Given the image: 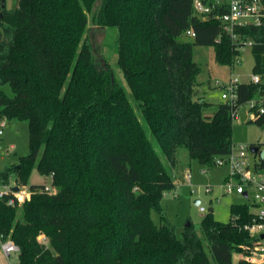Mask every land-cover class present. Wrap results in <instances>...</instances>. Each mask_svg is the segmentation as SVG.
<instances>
[{
    "label": "trees",
    "instance_id": "16d2710c",
    "mask_svg": "<svg viewBox=\"0 0 264 264\" xmlns=\"http://www.w3.org/2000/svg\"><path fill=\"white\" fill-rule=\"evenodd\" d=\"M4 2L0 84L13 94L0 89V120L28 123L29 152L0 178L43 187L29 184L36 169L53 175L57 188L20 206L0 200V240L18 246L19 264H214L211 257L234 264V253L256 243L241 228L254 216L253 203L232 204L227 222L210 210L203 237L191 222L178 237L162 198L176 188L180 148L209 167L234 147L232 107L222 100L207 112L212 104L197 95L202 68L194 47L213 46L215 59L232 65L238 47L253 41L252 71L262 81L238 84L244 105L264 96V26H239L233 40L220 19L227 1L208 19L195 12L194 0ZM91 21L118 27V65L130 93L100 52ZM247 122L264 126V113ZM254 165L262 168L264 160Z\"/></svg>",
    "mask_w": 264,
    "mask_h": 264
},
{
    "label": "rangeland",
    "instance_id": "374dc122",
    "mask_svg": "<svg viewBox=\"0 0 264 264\" xmlns=\"http://www.w3.org/2000/svg\"><path fill=\"white\" fill-rule=\"evenodd\" d=\"M17 4L18 0H6L8 8L16 7ZM1 7L2 2L0 1V9ZM90 27V32L93 34L100 52L108 60L116 79L121 83L125 91L130 93L129 85L118 65V27L96 28L92 21L90 22ZM183 39L190 40L192 37L185 35ZM194 57L202 68L198 75L197 95L212 104L207 109V112L210 113L222 101V89L216 87L215 83L217 81L229 86L235 77L243 82L249 81L253 74L254 56L249 48H245L241 52L240 62H235L232 65L218 62L215 59L213 46H195ZM0 89L6 91L9 95L13 94L10 86L7 84H0ZM249 115L250 111L247 105L240 107L237 116L233 118L232 132L235 147L247 145L251 149L252 144H258L260 153L253 155L249 152L250 165L254 167L255 161L260 162L261 159L264 160V126L247 122L251 119V115ZM144 126L146 127L145 123ZM2 129L3 133L0 134V170L10 165L18 157L26 155L29 152V126L27 122L6 121ZM148 135L154 141L156 149L163 157L162 150L156 143L150 130H148ZM218 159L219 157H216L213 165L206 167L198 160L191 158L186 148L178 150L177 166L174 168L176 188L170 193L165 194L162 198V204L167 210V217L176 226L178 237H181L188 222H191L196 231L203 237L201 221L210 210H212L216 220L227 222L231 217L232 204L253 203V192L250 186L247 187L249 199L243 194L226 192L225 185L230 182L235 183L237 180L230 175L228 165L225 163L219 164L217 162ZM253 176L257 180L264 179V167L254 170ZM49 182L50 180L41 175L36 169L32 172L29 180V184L31 185H45ZM207 188H210V190L208 191ZM174 192H177L179 196L176 197L173 194ZM197 199L200 200L199 205L204 206L206 211H201L199 205L195 204V200ZM151 216L155 223L159 224L160 218L158 213L152 211ZM211 259L215 264L212 257ZM239 260V254L234 253V264H238ZM0 264H19L18 253L12 252L8 257L2 248L1 240Z\"/></svg>",
    "mask_w": 264,
    "mask_h": 264
},
{
    "label": "built area",
    "instance_id": "2783aa9c",
    "mask_svg": "<svg viewBox=\"0 0 264 264\" xmlns=\"http://www.w3.org/2000/svg\"><path fill=\"white\" fill-rule=\"evenodd\" d=\"M1 2L3 0H0ZM227 1L228 11L220 16L223 31L228 34L233 40L238 39V35L235 30L239 26L256 25L264 26V0H194L195 12L203 19H208L213 9L223 2ZM187 34L195 36L192 30H188ZM218 38L217 41H219ZM253 46L252 40L245 41L238 47L242 52L245 48L251 49ZM241 54L236 56L235 62H240ZM253 83H260L262 81L260 75L252 74L250 80ZM241 81L237 77L232 79L231 84L228 86L222 84L219 81L215 83L216 87L222 89L221 98L224 102L232 107V116L236 117L240 107L238 105V84ZM250 111L251 119L257 118L260 114L264 113V96L259 99H251L246 104ZM6 121L0 120V134L3 133V127ZM255 149V150H253ZM257 148L254 146L249 149L247 145H241L239 147H233L232 151L222 157H219L217 162L219 164H227L230 170V175L236 178L235 183H228L225 185L226 192H236L243 194L249 199L248 186L252 188L253 192V204L255 210H253L254 216L251 222L243 225L244 230L250 233L251 236L257 238L256 243L253 245H244L239 252L240 259L250 264H264V179L257 180L253 176L254 167L250 165V153L256 154ZM250 152V153H249ZM190 177V174L188 173ZM50 182L39 188H31L29 185L23 184L20 181L11 178L5 181L0 178V200H6L10 206H20L25 201L29 200L33 193L47 192L54 193L57 188L53 183V175H50ZM17 188V189H15ZM209 191L210 188H207ZM171 192V191H170ZM170 192H164V195ZM176 197L179 196L177 192L173 193ZM201 211H206V208L199 205ZM40 240L43 243H48V238L45 235L40 236ZM2 248L5 254L9 257L12 252H19L18 246L12 240L1 241Z\"/></svg>",
    "mask_w": 264,
    "mask_h": 264
},
{
    "label": "water",
    "instance_id": "95a60500",
    "mask_svg": "<svg viewBox=\"0 0 264 264\" xmlns=\"http://www.w3.org/2000/svg\"><path fill=\"white\" fill-rule=\"evenodd\" d=\"M5 5V2H4V0H3V3H2V6H4ZM2 16V13H0V17ZM253 150H255V149H253ZM15 189H17V188H15ZM195 204L196 205H199L200 204V200L199 199H197V200H195ZM190 224V222H188L187 223V225H189Z\"/></svg>",
    "mask_w": 264,
    "mask_h": 264
},
{
    "label": "crops",
    "instance_id": "0c3cea01",
    "mask_svg": "<svg viewBox=\"0 0 264 264\" xmlns=\"http://www.w3.org/2000/svg\"><path fill=\"white\" fill-rule=\"evenodd\" d=\"M175 173V172H174ZM175 178H176V176H175Z\"/></svg>",
    "mask_w": 264,
    "mask_h": 264
}]
</instances>
